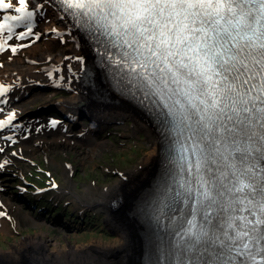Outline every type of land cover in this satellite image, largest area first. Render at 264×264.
I'll return each instance as SVG.
<instances>
[{
    "label": "snow or ice",
    "instance_id": "1",
    "mask_svg": "<svg viewBox=\"0 0 264 264\" xmlns=\"http://www.w3.org/2000/svg\"><path fill=\"white\" fill-rule=\"evenodd\" d=\"M50 2L66 5L67 9L78 10L73 15L79 16V23L85 27L90 26L91 21L96 18L106 20L111 16L114 21H118V24L112 23L113 32L119 36L121 34L120 29H123L124 35L132 38L131 40L125 39L124 43L129 48H133L136 56L139 57V59L133 57L132 63L136 67L131 68L130 66V70L142 77V82L148 89L144 94L145 99L150 95L159 94L163 101L165 94L163 89L157 85V80H160L164 85L168 83L167 80L156 75L154 71L148 72V65L145 60H150L160 73H165V70L171 73L173 83L186 84V89H178L188 99V109L181 113L179 122L191 121V115L188 113L195 109V112L199 114V119L194 123L199 125V128L193 132V135L201 132L203 138L211 137L212 141L218 142L215 136L217 131L222 134L220 139L232 137L239 132L252 141V145L249 147L237 148L236 151L242 152V155L238 158L233 156V159H239L243 163L248 160V155L243 153L250 154L254 151L257 154L254 157V163L244 170L236 169L235 165H229L235 169L234 176L239 173L237 176L238 183L233 184L232 187L213 183V188L209 189L206 187L208 182H202L201 186L204 191L201 193L203 200L200 201V204L201 207L209 208L217 204L218 198L225 194L221 190L223 187L233 195V204H244L247 201L245 207L238 209L239 211H249V207H255L259 209L260 215L250 212V215L255 217L254 219H248L246 216L235 217V220H240L243 223L239 225L234 222L229 224L234 234L224 233V235L231 241V244H225L224 241L219 240V237L214 238L207 230L192 232L189 229L190 234L186 241V247L189 251H199L198 246L210 244L214 259L207 261L206 264H228V260L224 259L227 253L215 251L217 242L222 249H227L228 252L233 249H243L244 251H239V255H247L254 261L255 256L250 251L252 242L254 241L256 245H259L261 241H264V218H262L264 217V175L261 174L264 173V168L258 172L255 167V164H258L260 160H264V131L252 132L251 128L253 127V118L257 122L264 121V107H257L256 105V101L264 105V80L259 84H253L251 88L244 91L239 90L244 89V86L248 85L249 80L252 79V77L241 79L249 70L245 62L247 58L241 56L243 48L239 47L238 44L233 45L238 50L232 55H228L232 49L227 48L226 45L229 41H236V37L240 36V31H237L236 35L233 36L228 27H221L220 25L222 21H225V12L234 17V20L228 19L226 21L234 29L250 28L251 24L248 22V17L252 16L253 12L259 14L258 18L253 17L255 23L259 24L260 19H264V0H50ZM19 5L16 11L21 15L13 16L12 19L30 22L33 12L27 10L25 0H19ZM28 5L32 8L43 7V4L33 5L32 0H28ZM11 6L9 3L3 4L4 8ZM198 19L201 26L195 27ZM205 24H208L207 28L204 27ZM31 31L29 28L28 32H21L20 35L26 36ZM210 32L213 35L210 36ZM255 32L256 29H253V34ZM261 35L264 36V33ZM243 38L241 37V39ZM210 41H215V43H209ZM24 46L21 45V47ZM259 47L264 49V43H261ZM11 50L16 52L17 49L12 48ZM225 56L228 58L225 59ZM153 57L155 59H152ZM261 60H264V53L261 54ZM261 60H257L256 63L261 64ZM229 64L231 66L226 67ZM137 69L144 71L137 72ZM180 69H186V74L182 76ZM230 72L235 73L231 77L233 83L227 84L224 89L218 88L217 85L220 80H228L229 77L226 73ZM261 72H264V66H262ZM193 75L196 79H191ZM217 77L220 80H217ZM253 89H258V95L250 97L249 93ZM197 91L200 96L206 97L199 100V103L204 105L203 109L193 102L199 99V96L193 95ZM7 92L8 88L0 86V96ZM233 92H235V97L229 95ZM5 102L0 99V103ZM176 103L179 104L180 101L177 100ZM249 104L251 107H248ZM164 106L168 108L167 115L172 118V121H176L177 112L174 108L169 106L166 101H164ZM183 107L181 105V108ZM226 112L232 113V115L227 116V121L235 119L236 124L241 125L240 128H237L236 125L229 128L226 122L224 125L217 123V121L224 120ZM241 113H250L251 115L241 116ZM13 118V116H9L7 121L0 122V126L11 123ZM51 123L55 126L58 122L53 120ZM185 127L192 130L191 124H185ZM260 129L264 130V123L260 124ZM224 133L227 134V137L223 135ZM253 137H257V139H253ZM208 149L219 151V149H213L212 143L208 144ZM207 158L205 156V159ZM236 193H244V195L240 197L236 196ZM205 201H207L206 204ZM0 215L3 214L0 213ZM204 251L208 252L209 249L205 248ZM260 252H264V248L257 247L256 254ZM261 259L264 260V256H261Z\"/></svg>",
    "mask_w": 264,
    "mask_h": 264
},
{
    "label": "bare ground",
    "instance_id": "2",
    "mask_svg": "<svg viewBox=\"0 0 264 264\" xmlns=\"http://www.w3.org/2000/svg\"><path fill=\"white\" fill-rule=\"evenodd\" d=\"M37 4H43V7H31L30 10H33L34 15L36 10L48 12V0H40ZM25 6H29L28 0H25ZM50 14V18L40 23L39 29L35 28L31 31L28 41H11V48H16L17 53L12 52L8 58H2V62L0 63V79L9 86L8 88L15 87L16 89L28 79L30 81L31 79H45L43 81L48 88L51 80L62 82L63 79H67L73 91L55 97L58 99L55 102H60L70 108L69 110H73L76 104L79 105L81 101L86 100V96L89 97L90 95L88 93L90 89L88 91L80 85L78 79L79 73H77L82 69V64L86 59L85 53L87 54L89 50L87 44H85L87 43V38L84 35L76 34L73 31V27L63 22L64 17L60 18L59 14L53 11ZM51 30L55 31L47 34ZM40 32L42 34L44 32V35L47 34V37L41 36L39 42L30 49H26V46L21 47V45L29 43ZM94 42L95 44H105L103 41ZM62 44H65V46ZM101 86H105L104 89H106L108 87L107 82L101 84ZM108 91L114 93L110 89ZM19 95H21L20 89L17 90L15 96ZM92 95L96 97L98 92L96 94L92 93ZM107 96L110 97L107 101L102 99L96 100L95 103L88 106L90 113L87 116L96 122L93 128L84 133L85 127L83 126L84 128L81 127L80 130H77L72 135L65 134L66 136L63 135L64 137L55 136L53 142L56 147H52V150L56 152L58 148H72L82 154L85 166H88L89 163L94 165L95 162L92 163L90 161L94 159L98 160L104 147L108 146V140L100 137L102 134L96 135L95 133V130L102 128L104 124L115 120L119 122L126 117H131L134 120V128L142 130L146 134L145 146L147 151L142 154V157L139 158L136 164L132 165L129 169L121 170L119 176L111 175L106 178L105 180L110 183L109 186L97 190V194L91 191L88 193V190H78L82 192V197H80L81 204L88 211L90 209L94 212L98 210L103 215L105 223L112 227V230L115 232L114 238L112 240L92 238L88 242L68 241L69 239H67V242L62 246L61 244H55L52 247L41 236H30L22 245L16 246L14 249L15 255L0 251V255L5 257V262L1 261L0 264H138L135 261L136 257L144 253L145 247L142 245V241L139 240L138 232L142 233L143 225L139 221L135 209L144 197L146 199H150L151 197L155 182H146L147 180L144 178L151 180V177H154L153 173L159 171L157 167L163 165V161L165 160L162 156L164 149L154 125L150 123L147 116L144 115L138 106L131 104L129 101L118 96V94ZM17 102L12 101L11 105L6 106L7 110L11 112L10 116H13L14 120H16L20 112L19 108L25 104V102H22V104ZM52 102L53 99L46 101V103ZM74 122L71 121L68 124L71 125ZM63 138L66 141L65 143L62 141ZM77 141L81 143L82 147L76 148L71 144ZM39 142H41L42 148H51V145L43 143V140H39ZM67 144H71V146ZM24 151L31 154L28 148H24ZM57 172L59 175L61 174L59 169ZM61 181H64V179L62 178ZM142 181L145 182L140 183ZM139 184L141 185V190L133 192L135 188L138 189ZM59 185V194L66 196L63 192L64 184L59 183ZM121 212L125 213V215L121 216L119 214ZM1 229H7V221L2 220ZM67 235V237H70L69 234ZM10 258L13 259L10 260Z\"/></svg>",
    "mask_w": 264,
    "mask_h": 264
},
{
    "label": "rangeland",
    "instance_id": "3",
    "mask_svg": "<svg viewBox=\"0 0 264 264\" xmlns=\"http://www.w3.org/2000/svg\"><path fill=\"white\" fill-rule=\"evenodd\" d=\"M47 6L50 7L49 4ZM51 32L54 31L51 30L48 31L47 33L51 34ZM10 43L12 44L11 41ZM2 48L4 51L6 49L8 50L5 44L2 45ZM91 96L95 97L94 95ZM115 124L116 125L109 126L108 129L103 132L104 134L101 137H103L105 140H108L107 142L108 146L104 147V150L101 152L98 160L94 159L93 161H90L92 163L95 162L94 165L90 164L88 161L90 165L88 164V166H85L84 160L82 159V154L79 151L77 152L74 151L72 153L69 151L60 152V153L58 152L60 154L59 155L60 164L56 168L54 167V165H51L50 163L49 164L47 163V166L43 165L45 168H49V169L59 168V170L61 171L60 173L63 175L62 178L64 179V181L60 180L58 182L61 183L62 185L64 184L63 187L67 190L68 193H70V191L72 192L75 191L77 193L79 187L81 188V190L84 191L88 190V193L89 191H91L92 193L97 194L96 193L97 190L109 186L110 183L109 181L105 180L106 178L110 177L111 175L119 176L121 170L131 168L132 165L136 164L139 158L142 157V154L147 151V148L145 146L146 134H144L142 130L140 131L134 130L133 119L131 117H126L123 120V122H119ZM103 130L104 127L96 129L95 130V133L97 132L96 135L102 134ZM28 139H31V136ZM39 140H42L41 137L37 138V142H39ZM37 149L38 150L42 149L41 142L38 143ZM67 161H72L70 170L66 169L65 165L68 164ZM73 162L75 164H73ZM18 168L27 171L28 163L27 162L21 163L17 166V169ZM66 173L68 174L66 175ZM40 176H44V175H40ZM3 178H8L11 181L13 180L12 178H14V176L6 174L4 175ZM33 178L35 180L39 179V177H33ZM10 181L7 180L6 184L13 186L11 188L14 189L15 191L16 189V186L14 184L15 180L12 182ZM136 191L137 189L135 188L133 192ZM9 208L13 213L14 217H16L19 210L17 209L15 210L14 205H11ZM120 210L122 211V209ZM123 212L119 214H121V216L125 215V213ZM59 213L61 214L60 215L61 217L58 216ZM88 213H85L84 216L82 215L78 216L75 215L74 211L70 209L69 211H66V213L58 210V213H55V211L52 212V214L48 213L47 216L48 218L45 222L44 220H40L37 222L33 217H26V213L24 211L23 213L20 214V218H22V220L25 221L22 224V227L20 228L23 231V234L20 235V233H17L16 235L17 237L15 236L11 237L12 236L11 234L5 236L3 233H0V251L2 252L4 251V253L6 254L7 253L14 254L15 253L14 249L16 248L17 245H22L24 241L28 239V237L30 236L37 237L38 235L44 238L46 241H48V244H51L52 247L55 244L57 245L61 244L62 246L67 242V239H69L68 241L72 240L79 242L81 241L88 242L91 241L92 238H100V239L103 238V240H112L115 236V232L112 230V227H110L105 223L102 217L103 215L100 214L98 210H96L95 213L91 211L92 214L91 213L88 214ZM8 226L9 225L7 222V229L6 230L2 229V230L5 232L6 231L9 232L10 229ZM67 234H69L70 237H67L68 236ZM4 258L5 257H3V255H0V263L1 261L5 260ZM12 259L13 258H10V260Z\"/></svg>",
    "mask_w": 264,
    "mask_h": 264
}]
</instances>
